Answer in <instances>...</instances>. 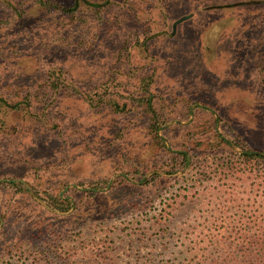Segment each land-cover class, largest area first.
Listing matches in <instances>:
<instances>
[{
	"label": "rangeland",
	"instance_id": "374dc122",
	"mask_svg": "<svg viewBox=\"0 0 264 264\" xmlns=\"http://www.w3.org/2000/svg\"><path fill=\"white\" fill-rule=\"evenodd\" d=\"M39 1L0 0V264H263L264 166L229 157L264 153V0Z\"/></svg>",
	"mask_w": 264,
	"mask_h": 264
},
{
	"label": "trees",
	"instance_id": "16d2710c",
	"mask_svg": "<svg viewBox=\"0 0 264 264\" xmlns=\"http://www.w3.org/2000/svg\"><path fill=\"white\" fill-rule=\"evenodd\" d=\"M37 1H39V0H37ZM39 2L42 3L43 5H46V6L47 5L49 6V5L57 4V3L53 2V1H50V0H47V1L40 0ZM91 5L95 6V3H91ZM76 6H77V3H74L69 8H65L62 5H59V8L64 10V11H72V10L75 9ZM60 72H61V70H60ZM53 75H54L53 73L52 74L50 73L49 76L51 77ZM52 86L53 87L56 86L55 81H52ZM42 98H45V97L43 96ZM144 98L145 99L144 100L142 99L140 104H141V106H144L145 112H147L149 114V116H150L149 120H150V128L152 130V133H154L155 139L158 142H160L163 145L164 149L167 151L168 149L165 147L163 140L157 135V129L160 128L161 123H160V118L157 115V112L152 108V105H151L152 98H151L150 95L148 97H144ZM0 101L4 102V97L0 96ZM12 106H15L13 108H17L18 104H13ZM240 150L242 151L241 153H237V152H234V151L231 152L230 155H233V156H231L229 158L237 157V159H241L242 162H246V165H248V167L250 169V170H248V172H254V170H255V168H257V166L259 168L261 167V165L264 166V153H259L256 150H253V149H250V148H246L245 146L240 148ZM170 154L173 155L172 160L173 161H178L179 160V164L181 166H185L186 164H188V161L190 160L189 156L184 151H171ZM0 183H2V182H0ZM2 184H7V185L11 186L15 191L24 190V186H23V184L20 181H14L12 179H9V180L7 179V180L3 181ZM25 190H27V189L25 188ZM48 197H49V199L47 200V202L50 205V207H52V208H54V209H56L58 211H66L68 209V206L70 205V203L67 200L61 199L60 197L53 196V195H48ZM254 236L255 235H252V234H251V236L248 235V238L244 239V243H247L250 240V237H254ZM227 244L228 243H226L224 241L220 242L218 240V241L212 242V246L211 247L214 250L219 249L221 247H225L227 255L229 256V255H231V250L230 249L232 248V246L231 247L226 246ZM262 250L264 252V248H262ZM243 252L245 253L246 250H243ZM95 253H97L100 256V251L98 249H95V248H94V251H92V255L91 256H94V258L96 259L98 257L95 255ZM96 261H98V262H96L95 264H105L103 262V260H101L100 258H98V260H96ZM196 261L199 262V264H216V259L215 258H213L212 260H210L207 263V259L202 258V257L199 256ZM229 261L232 262L231 259ZM197 262H193L192 264H197ZM246 262H247L246 259H242V260L239 261V264H245ZM262 262L264 264V257H263Z\"/></svg>",
	"mask_w": 264,
	"mask_h": 264
}]
</instances>
